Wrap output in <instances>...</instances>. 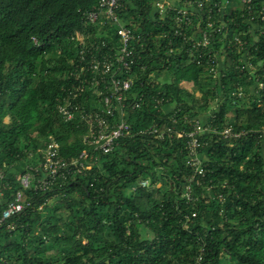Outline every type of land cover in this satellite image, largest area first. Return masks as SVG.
I'll return each instance as SVG.
<instances>
[{"label":"trees","instance_id":"obj_1","mask_svg":"<svg viewBox=\"0 0 264 264\" xmlns=\"http://www.w3.org/2000/svg\"><path fill=\"white\" fill-rule=\"evenodd\" d=\"M120 2L119 17L146 42L131 68L132 92L145 93L142 106L127 116L132 135L121 138L111 153L88 159L89 169L58 177L39 191L34 183L24 188L19 177L38 164L39 148L50 135L66 161L92 152L82 141L83 125L57 113V104L78 82L70 72L79 73L77 54L84 43L76 35L113 47L120 38L117 25L86 20L98 0H0V168L5 173L0 211L17 191L25 199L23 210L8 221L13 227H0V264H264V89L250 94L256 79L234 67L240 54L226 48L233 34L254 42L252 28L262 25L257 10L253 20L241 9L226 10L227 38L218 35L213 46H223L226 60L234 62L214 81L206 65L183 53L171 54L165 66L160 36L165 26L154 0ZM257 36L250 62L264 82V35ZM134 48L139 49L135 42ZM238 85L245 92L240 99L231 95ZM156 92L177 117L187 114L218 129L231 124L248 131L237 139L213 132L201 136L206 173L200 185H192V200L182 194L191 171L184 139L138 133L163 122L151 101ZM211 101L217 105L209 109ZM143 179H150L148 188L139 186Z\"/></svg>","mask_w":264,"mask_h":264},{"label":"built area","instance_id":"obj_2","mask_svg":"<svg viewBox=\"0 0 264 264\" xmlns=\"http://www.w3.org/2000/svg\"><path fill=\"white\" fill-rule=\"evenodd\" d=\"M120 6V0H98L94 9L85 14L86 20L90 23L99 21L101 25L105 23L117 25L116 33L120 43L113 47L107 46L104 41L84 42L83 36L78 33L76 39L84 43L77 54L76 69L79 73L70 72L78 82L71 84L72 88L67 90V94L57 104V113L65 122L74 121L77 127L83 125L85 130L82 141L92 148L91 154L83 150L78 158L66 161L60 155L59 143L50 135L44 146L39 148L41 159L38 164L32 170L29 167V172L19 177L24 188L34 183L35 190L45 191L58 177L65 179L75 172L89 169L91 165L88 159L96 160L97 153L102 155L111 153L121 138L132 135L127 116L130 111L142 106L145 93L132 92L131 68L135 59H140L146 42L141 34L135 35L132 28L119 17ZM153 8L160 20L163 23L165 21L164 24L161 23L165 29L160 34L162 44L165 43V46H162L165 66L169 65L171 54L183 53L188 60L206 65V71L214 81H220L225 77L234 62L231 57L226 60L227 57L222 54L223 46L217 48L213 46L218 42V35H222V39L227 38L226 13L238 8L248 15L247 18L253 20L257 10L256 17L262 25L252 28L253 32L256 31L254 42L250 45L242 36L233 34L228 39L226 48L234 49L240 54L234 67L240 69V72L246 69L249 79H256L250 94H258L259 90L264 89V82L257 76V68L250 62V47L258 40L257 34L264 35V0H154ZM134 42L139 47L138 51L134 48ZM155 44L158 48L161 46L157 36ZM140 69L142 70L143 66L140 65ZM149 76L150 79L154 77L153 74ZM244 93L243 87L238 85L231 95L240 99ZM159 95V92L151 94V101L153 107L164 115L159 117L163 122H154L138 133L151 135L158 140L174 136L184 139L186 161L191 171L182 194L188 200H192L194 198L192 185H200L206 173L199 156L201 136L213 132L223 139H237L248 131L236 130L231 124L218 129L201 117H191L187 114L181 118L177 117L174 106H167V100ZM4 178L5 173L0 168V182ZM139 186L148 188L149 179L141 180ZM5 202V207L0 211V227H13L8 221L24 208L25 199L22 191H17Z\"/></svg>","mask_w":264,"mask_h":264},{"label":"rangeland","instance_id":"obj_3","mask_svg":"<svg viewBox=\"0 0 264 264\" xmlns=\"http://www.w3.org/2000/svg\"><path fill=\"white\" fill-rule=\"evenodd\" d=\"M162 76H163V75H162ZM162 79H163V77H162ZM162 79H161V80H162ZM183 82H184V81H182L181 84H183ZM184 85H185L189 90H192V88H193V84H191V83H187V82H186ZM251 89H253V86L251 87ZM196 95L199 96V95H200L199 92H196ZM215 105H217L216 101H211V102H210V108H209V107H208V108L211 109V108H213ZM208 108H207V109H208ZM210 112H211V110H210ZM209 114H210V113H209ZM204 115H206V114H204ZM6 120H7V119H6ZM263 152H264V151H263ZM149 180H150V179H149ZM156 185L158 186V185H160V184H156ZM146 188H147V187H146ZM128 190H129V189H128ZM130 190H131V188H130ZM54 199H55L54 197H51V198L48 200V203H52V201H54ZM223 264H227V262H224Z\"/></svg>","mask_w":264,"mask_h":264},{"label":"crops","instance_id":"obj_4","mask_svg":"<svg viewBox=\"0 0 264 264\" xmlns=\"http://www.w3.org/2000/svg\"><path fill=\"white\" fill-rule=\"evenodd\" d=\"M187 83H191L192 84V82H187ZM185 84V83H184Z\"/></svg>","mask_w":264,"mask_h":264}]
</instances>
